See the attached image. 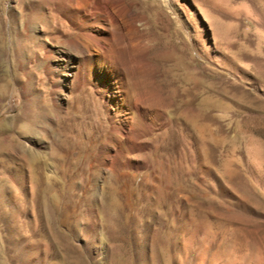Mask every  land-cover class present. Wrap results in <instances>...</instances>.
<instances>
[{"label":"rangeland","instance_id":"1","mask_svg":"<svg viewBox=\"0 0 264 264\" xmlns=\"http://www.w3.org/2000/svg\"><path fill=\"white\" fill-rule=\"evenodd\" d=\"M123 2L0 0V264H264V0Z\"/></svg>","mask_w":264,"mask_h":264},{"label":"bare ground","instance_id":"2","mask_svg":"<svg viewBox=\"0 0 264 264\" xmlns=\"http://www.w3.org/2000/svg\"><path fill=\"white\" fill-rule=\"evenodd\" d=\"M83 5H89V3L95 1V2H99L102 4H106L107 1L109 0H79ZM113 2L116 3V5L118 6V9L123 11L125 9H127V6L125 5V3L123 2V0H112ZM107 5V4H106ZM81 7V6H80ZM82 8V7H81ZM86 8V7H83ZM114 8V7H113ZM117 9V8H116ZM83 9H70L69 13L70 16L67 18L69 23L78 31L79 34L85 36L86 41L82 42V47L85 49L81 59H82V66L79 68V74L80 76H89L90 75H94L96 74L97 71L100 70V74L101 73H108L109 75L112 76L114 80V83L117 84L118 87V91H116V94H108L106 96V102L107 104H109V106L111 105V101H114L116 103V108L114 109V112H117V110L119 111L120 109H122V106L125 104L126 102V95H127V89L124 86V82H123V74L121 73L120 69L117 66L111 65V64H105L104 69H97L95 70V68L93 67V58L94 56L97 54H94L92 52H90L88 50V45L89 42H91L95 48L98 49V51L101 54H105L104 58H108L109 56L108 53L111 52V44H110V40L113 39L112 35H111V28L114 27H108V25L112 26V23H114V14H102V15H98L96 17H91L90 15H88V13L86 14L85 12L82 11ZM118 10V11H119ZM88 11V10H87ZM89 12V11H88ZM113 13V12H112ZM115 13V12H114ZM116 14V13H115ZM120 15V14H119ZM118 19V18H117ZM128 22V21H127ZM117 24V23H116ZM122 24V23H121ZM128 24V23H127ZM126 24V25H127ZM130 25V24H129ZM119 27V26H118ZM131 28V27H130ZM55 30L60 31L58 27H54ZM68 30V29H67ZM117 30V29H116ZM122 34V33H121ZM115 35V34H114ZM72 36V35H71ZM99 36V37H98ZM80 38V37H79ZM126 41V40H125ZM134 41V40H133ZM74 42V41H73ZM126 43V42H125ZM74 44V43H73ZM129 45V44H128ZM113 46V45H112ZM121 48V47H120ZM120 48H116L113 49L114 52L112 53V58L114 59L115 63H119V60L122 57V50ZM82 50V49H81ZM98 55V54H97ZM80 57V56H79ZM98 58V57H97ZM66 61L71 62L72 63V56L68 55L66 56ZM102 61V60H101ZM80 62V61H79ZM109 62V60H108ZM94 63V62H93ZM112 63V62H111ZM114 63V62H113ZM116 65V64H115ZM77 67V66H76ZM75 67V68H76ZM110 68H112L113 70H111ZM102 71V72H101ZM99 74V75H100ZM90 76V77H92ZM103 88V87H101ZM140 92V91H139ZM131 99V98H130ZM133 100V99H132ZM120 104V106H118ZM135 105V104H134ZM108 106V107H109ZM137 106V104H136ZM130 108H132L131 106H129ZM129 108V109H130ZM124 110V109H123ZM131 113V112H130ZM119 115V114H118ZM116 118L117 115H116ZM116 122V121H115ZM125 122V121H124ZM115 128H121L120 123H116L114 124ZM123 128V127H122ZM134 129V128H133ZM129 152V151H128Z\"/></svg>","mask_w":264,"mask_h":264}]
</instances>
